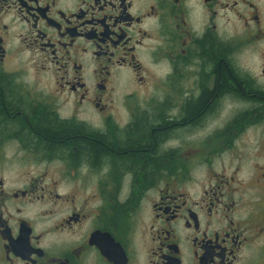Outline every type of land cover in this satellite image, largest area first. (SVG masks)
Instances as JSON below:
<instances>
[{
    "label": "flooded vegetation",
    "instance_id": "1",
    "mask_svg": "<svg viewBox=\"0 0 264 264\" xmlns=\"http://www.w3.org/2000/svg\"><path fill=\"white\" fill-rule=\"evenodd\" d=\"M0 85L84 133L165 132L137 172L0 121V264H264V164L220 159L264 134V0H0Z\"/></svg>",
    "mask_w": 264,
    "mask_h": 264
},
{
    "label": "trees",
    "instance_id": "2",
    "mask_svg": "<svg viewBox=\"0 0 264 264\" xmlns=\"http://www.w3.org/2000/svg\"><path fill=\"white\" fill-rule=\"evenodd\" d=\"M220 53L215 56L213 62L218 61L219 57L222 58ZM224 62L219 63L222 73L221 81L223 86H226L224 78L228 77V73ZM6 90L5 86L0 85V121L6 124V126L9 123L10 125L20 123L29 126V133L39 138L46 147H60V149H64L67 152L69 150V152L75 155L74 159L78 151H83L91 159L92 157L96 159L99 154L111 149V152H114L119 158H125L124 161H128L132 169L137 172L140 169L147 171L148 168H151L149 165L153 166L151 169H154L159 164V160L156 158L151 157L150 159L147 149L152 147L153 139L159 140L165 133L164 129L160 127L142 125L141 130L137 134L138 140L135 136L130 135L129 137L127 136L125 142H116L111 138H105L99 134L84 133L78 127H72L64 122H57L52 116H48L47 114L37 115L30 108L21 106L22 104L15 102V98L10 93H7ZM210 98L211 93L206 92L201 97L200 105L192 107L188 111L189 115L197 118L200 115L201 108L207 105ZM251 98L254 107L251 115L254 118H264V92H255ZM10 116L14 117L11 119L9 118ZM121 145H124L126 148L122 150L120 148ZM70 148H74L75 150L70 151Z\"/></svg>",
    "mask_w": 264,
    "mask_h": 264
},
{
    "label": "rangeland",
    "instance_id": "3",
    "mask_svg": "<svg viewBox=\"0 0 264 264\" xmlns=\"http://www.w3.org/2000/svg\"><path fill=\"white\" fill-rule=\"evenodd\" d=\"M245 132V131H244ZM230 150L224 151L221 149L222 155L220 159H223L227 163L225 172L229 173L228 162L235 156L236 153L240 155L246 163V167H252L254 163L260 162L264 164V134L256 135L252 130H248L243 136L239 138V141L234 145H231ZM222 147V146H221ZM228 148V147H227ZM219 160H216L212 165V169L219 170ZM259 163V164H260ZM243 164V163H242ZM258 164V163H257ZM255 167V166H254ZM198 171V170H197ZM249 171V168L248 170ZM246 171V172H247ZM199 175V173H197Z\"/></svg>",
    "mask_w": 264,
    "mask_h": 264
}]
</instances>
